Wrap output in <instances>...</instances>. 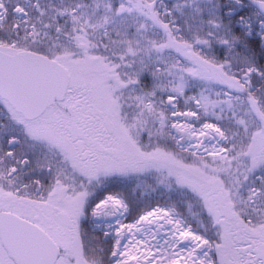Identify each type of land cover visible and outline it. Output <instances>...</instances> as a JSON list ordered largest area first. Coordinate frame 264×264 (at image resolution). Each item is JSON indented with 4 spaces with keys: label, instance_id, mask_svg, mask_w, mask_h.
Segmentation results:
<instances>
[{
    "label": "snow or ice",
    "instance_id": "6c2138e0",
    "mask_svg": "<svg viewBox=\"0 0 264 264\" xmlns=\"http://www.w3.org/2000/svg\"><path fill=\"white\" fill-rule=\"evenodd\" d=\"M0 264H264V0H0Z\"/></svg>",
    "mask_w": 264,
    "mask_h": 264
}]
</instances>
